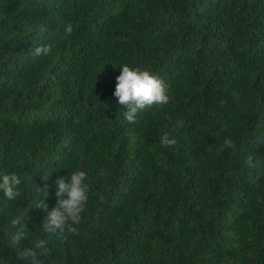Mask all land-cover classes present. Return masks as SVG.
I'll return each instance as SVG.
<instances>
[{
    "label": "trees",
    "instance_id": "trees-1",
    "mask_svg": "<svg viewBox=\"0 0 264 264\" xmlns=\"http://www.w3.org/2000/svg\"><path fill=\"white\" fill-rule=\"evenodd\" d=\"M42 44L51 54L33 57ZM123 64L169 85V104L135 124L114 96ZM165 131L175 146H161ZM225 138L236 147L220 151ZM78 169L89 201L62 242L43 230L34 189L47 184L50 211L57 180ZM11 173L23 183L16 201L0 191V264H25L17 249L40 240L41 264H264V0H0ZM13 218L30 229L20 245Z\"/></svg>",
    "mask_w": 264,
    "mask_h": 264
},
{
    "label": "clouds",
    "instance_id": "clouds-1",
    "mask_svg": "<svg viewBox=\"0 0 264 264\" xmlns=\"http://www.w3.org/2000/svg\"><path fill=\"white\" fill-rule=\"evenodd\" d=\"M65 35L73 33V25L67 23L64 25ZM52 52L50 44L37 45L31 55L33 57H46ZM114 96L119 104L124 108V118L129 124L137 123L138 114L153 106H164L169 104L171 96L169 85L165 80L149 70L142 69L139 66L130 67L128 64L122 65L120 75L116 78V88ZM182 126L180 122L177 127ZM174 131V130H173ZM173 131H165L159 141L162 147H173L177 144V139ZM236 145L231 138L223 140L225 148H235ZM246 165L255 167L254 157L251 153L245 159ZM105 169H101V175H106ZM51 173L44 172L43 179L48 181ZM89 175L83 169L71 171L70 177L57 180L58 190L56 192L57 201L55 206L49 211V206L45 203L48 197L47 184L44 188L36 185L34 189V206L43 209L47 216L42 223V228L46 232L55 233L57 239L65 242L69 236L79 235L78 226L82 222V213L89 201ZM23 183L22 179L16 174H0V191L3 197L11 202L16 201L21 195L19 186ZM43 197V198H42ZM30 229L21 220L13 218L6 235L13 245H20L21 241L28 239ZM37 250H43L39 252ZM46 242L43 240L35 243L34 246H22L17 249V257L25 264H41L39 255L47 254Z\"/></svg>",
    "mask_w": 264,
    "mask_h": 264
}]
</instances>
